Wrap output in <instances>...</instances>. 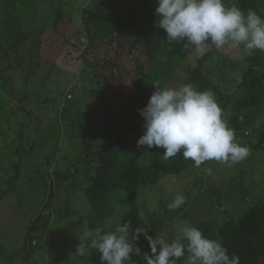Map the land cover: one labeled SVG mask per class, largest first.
I'll return each instance as SVG.
<instances>
[{"label": "trees", "instance_id": "trees-1", "mask_svg": "<svg viewBox=\"0 0 264 264\" xmlns=\"http://www.w3.org/2000/svg\"><path fill=\"white\" fill-rule=\"evenodd\" d=\"M77 1L82 3L0 0V201L14 194L17 207H21L28 181L37 188L36 201L40 198L29 216L20 249H5L0 228V264H11L17 257L20 264H101V254L94 249L90 255H74L79 235L86 228L101 227L107 232L114 230L117 222H130L133 230L149 228L153 238L164 233L173 238L174 226L181 221L221 241L230 256L239 257L240 264H264V196L252 192L261 186L264 176L263 57L256 51L238 60L222 59L213 67L211 61L222 53L210 47L191 61L190 56L196 53L182 44L169 46L165 31L154 26L156 0H83L82 7ZM42 3L54 14L52 29L25 31L30 12ZM224 3H235L245 12L251 9L264 17V0ZM72 5L82 8V24L89 38L84 49L80 41L83 30L71 31L68 37L55 31L64 19L75 21ZM96 33L101 35L94 37ZM51 51L55 58H50ZM72 59L81 60L85 75L68 73L76 80L69 91L59 93L60 99L51 87L42 91L52 80V72L55 70V80L62 69L72 66ZM218 74L228 85L225 89L213 80ZM36 76L41 77L40 83H30ZM157 81L171 87L191 83L197 90L213 94L237 141L250 149V155L232 169L240 184L234 191L239 201L232 203L233 195L213 185L202 171L219 166L224 173L228 165L209 161L197 169L179 155L165 161L163 149L146 152L137 148L136 141L144 131L138 110L148 103ZM113 90L117 91L114 97ZM76 91L80 103L72 111V104L78 101L73 96ZM83 99L89 100L86 106L81 104ZM33 103L44 109L43 117L33 111ZM50 113L54 115L50 117ZM101 125L110 129L111 139L102 138ZM62 148L73 151L70 159L60 154ZM62 158L64 162L58 164ZM183 175L189 180L179 188L186 197L181 208H167L176 195L173 191L148 209L142 197L145 189ZM20 178L24 179L22 188ZM65 191L86 209L83 219L73 223L76 230L64 224L77 215L74 206L58 202ZM62 227L67 233L56 240ZM132 243L151 255L143 234ZM42 248H47L48 254ZM125 264L146 262L142 255H133ZM178 264H184L183 258Z\"/></svg>", "mask_w": 264, "mask_h": 264}, {"label": "clouds", "instance_id": "clouds-1", "mask_svg": "<svg viewBox=\"0 0 264 264\" xmlns=\"http://www.w3.org/2000/svg\"><path fill=\"white\" fill-rule=\"evenodd\" d=\"M155 27L166 33V44H182L185 50L203 54L214 47L218 53L242 49L243 55L264 53V17L249 9L247 12L235 3L224 0H156ZM155 91L139 114L143 118V134L137 139V148L146 152L163 149L165 161L182 156L200 169L209 161L228 166L241 163L250 155V149L237 141L234 130L224 118L223 110L213 94L199 91L191 83L176 87L161 86ZM204 175H213V169H202ZM186 203V197L177 193L167 208L173 211ZM143 224L147 225V221ZM175 236L167 233L153 238L145 227L132 229L130 222H117L114 230L86 228L79 235L75 256L83 257L94 249L99 252L101 264H125L132 256H143L146 264H240L239 257L229 255L228 249L216 239L205 236L201 229L181 221L175 226ZM131 232V236H130ZM143 234L149 243L151 255L142 253L138 241Z\"/></svg>", "mask_w": 264, "mask_h": 264}, {"label": "rangeland", "instance_id": "rangeland-1", "mask_svg": "<svg viewBox=\"0 0 264 264\" xmlns=\"http://www.w3.org/2000/svg\"><path fill=\"white\" fill-rule=\"evenodd\" d=\"M82 3H79V1H77V4L79 3L80 6L82 7L84 5L83 0H81ZM72 10H73V16H75V21H67V19H64L63 22H61L58 25V28L55 29V31H59L58 35H64V37H68L71 33V31H76V29H81L83 30L81 33V36L84 38L85 42L84 44L87 46L89 43V38L86 36V33L84 31V27L82 24V8H79L78 6L76 7V5H72ZM31 16L29 18V20L26 22V24L24 25V29L25 31H38L40 29L42 30H46L48 29L54 19V14L52 12V10L49 9V7H47L45 4H39L35 9H33L30 12ZM52 29V28H49ZM101 33L99 34H94V37H98L100 36ZM36 37V36H35ZM81 37V38H82ZM43 38V36H41V39ZM80 38V41H81ZM83 46V44H81L82 49H84L86 46ZM111 49H114V46H111ZM207 50V49H206ZM258 54H260V56L263 57V61H264V53L257 51ZM52 55L50 56V58H55V52L51 51L50 52ZM225 53V54H224ZM222 54H218L216 55L213 60L211 61L210 65L211 66H215L217 64L218 61H222V59H232V60H238L240 58H242L243 52L241 49H237L235 51H227L224 52ZM197 56H199V54H194L190 56V60L193 61ZM49 58V59H50ZM69 59V58H68ZM64 58L59 57L58 61L59 62H63ZM72 62V66H68L69 69L65 70L62 69L57 78L53 77L54 71L52 72V80H49V82H47V84L45 86H43L42 91H46L48 90V88H52L55 89V94L58 96L59 93L62 94L66 93L67 91L70 90V88L73 86V84L75 83L76 77H72L70 75H68V73H72V71L76 74V76H84L85 74L81 73V60L77 61V60H71ZM262 61V62H263ZM264 63V62H263ZM127 64L129 65V62H127ZM62 65V64H61ZM44 66V65H43ZM64 67V66H61ZM212 70V69H211ZM38 73L36 75H40L42 73V69L37 71ZM217 75V74H215ZM221 75L222 74H218V76H214V81L215 83H218V85H220L223 89H225L228 85L227 83L224 81H221ZM41 81V77L40 76H36L34 78V81L31 80L30 83H34L37 82L36 84L40 83ZM18 83V82H17ZM126 84V83H125ZM125 84L123 83V86L125 87ZM128 87V86H127ZM117 92L116 90H113L111 92V96H116L114 93ZM114 94V95H113ZM62 95L60 94L58 96V98L60 99ZM74 99L78 100L79 97V92L76 91L74 93ZM32 97H34L32 95ZM89 102V100L87 99H83L81 102L82 106H86L87 103ZM35 102V101H34ZM80 103V101H75L72 105V111H74V107L77 106ZM40 104L36 103V104H32V108L33 111L36 112V114H40L43 117V113L45 112L44 109H37L39 108ZM71 109V108H70ZM53 111V110H52ZM117 113H120L117 110ZM54 114L50 113V117L53 116ZM87 122L92 121L91 118H87L86 119ZM97 125L94 126V128H96ZM101 129V130H100ZM101 133V136L104 140L107 139H111V132L110 129L107 126H99L98 129ZM100 138V137H99ZM100 138V139H102ZM63 154V156H68L69 159L70 157H72L73 151L69 148L63 149L61 150V153ZM62 160V161H61ZM58 164H61L62 162H64L63 158L61 159ZM54 168H57V164L54 162L53 163ZM234 165L232 166H228L227 169L225 170V172L223 173V169H221L219 166H217L216 168H213V175H211V183L215 186H218L222 189V191L224 193L228 192L230 194H232L233 199H232V203H235L237 200L239 201V196L235 194L234 191L235 187H237L238 185H240L238 182V180L236 179V175L237 174H233V169ZM51 170V169H50ZM241 170H239L240 173ZM233 174V175H232ZM24 179L20 178L19 184L20 187L22 188L23 186V181ZM189 180V177L187 176H181L178 178H171V179H166L164 181V183H160L159 185L156 186H152L149 187L147 189H145L144 193H143V198H144V202L147 205L148 209H152L155 206H157V199H159V197H168V193L173 192L174 193H179L181 187L186 181ZM248 181H252L251 178H248ZM259 183L261 184V186H259V188L255 189L254 191H252L257 197H262L264 196V176L260 179ZM241 186L244 189H247V184L243 183L241 184ZM25 187L27 188L26 194H25V198H24V202L21 205V207H17V202L15 197L13 196L14 194H9L8 196L6 195L1 201H0V228L1 231L3 232V244L4 247L7 251H12L14 248L16 249H20L22 244H24L23 241V235L24 233H26V229H27V225H28V219L29 216H32V213H34V208L35 206H39L40 202V198L38 201H36V197L38 194V191L33 187L32 182L28 181L25 183ZM180 188V189H179ZM63 194V195H62ZM61 195L58 196L57 199H60L58 202H64L65 204H71L72 206H74L73 208H75V210L77 211V215H74L73 217H71L70 219H66V222H64L65 225H70L71 229H75V223L76 221L82 220L83 219V214L85 213V207L81 202H78L76 200L73 201V197L69 196L66 191L63 193L62 192ZM253 198H256L253 196ZM253 198H248V200L253 201ZM57 202V203H58ZM10 203V204H9ZM21 208V209H20ZM30 208V209H28ZM42 208V207H40ZM39 208V209H40ZM31 209L33 210V212L31 211ZM118 215V214H117ZM30 216V217H31ZM198 216V215H196ZM52 216L49 217V220L51 222ZM78 224V223H77ZM80 224V223H79ZM61 233H67V231L64 229V227H62V231L58 232L54 238H56V240H58V238L60 237ZM70 237V236H69ZM52 238V239H54ZM46 242L49 244V238H45ZM63 242H61L60 245H62ZM79 244V243H77ZM41 251L44 252V254H48V250L47 248H42ZM20 257H17L13 263L11 264H20Z\"/></svg>", "mask_w": 264, "mask_h": 264}, {"label": "built area", "instance_id": "built-area-1", "mask_svg": "<svg viewBox=\"0 0 264 264\" xmlns=\"http://www.w3.org/2000/svg\"><path fill=\"white\" fill-rule=\"evenodd\" d=\"M80 38H81V37H80ZM84 42H85V40H84V38L82 37V38H81V44H83V46L85 45ZM66 98H67V99H70V98H71V95H70V94H67V95H66Z\"/></svg>", "mask_w": 264, "mask_h": 264}]
</instances>
